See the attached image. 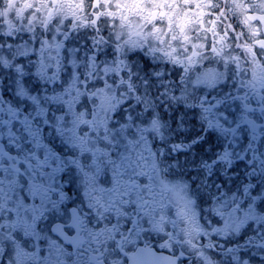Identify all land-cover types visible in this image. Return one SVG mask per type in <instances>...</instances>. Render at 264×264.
Here are the masks:
<instances>
[{
  "label": "snow or ice",
  "instance_id": "6c2138e0",
  "mask_svg": "<svg viewBox=\"0 0 264 264\" xmlns=\"http://www.w3.org/2000/svg\"><path fill=\"white\" fill-rule=\"evenodd\" d=\"M89 19L0 23V264H264V49Z\"/></svg>",
  "mask_w": 264,
  "mask_h": 264
},
{
  "label": "flooded vegetation",
  "instance_id": "af4514ba",
  "mask_svg": "<svg viewBox=\"0 0 264 264\" xmlns=\"http://www.w3.org/2000/svg\"><path fill=\"white\" fill-rule=\"evenodd\" d=\"M4 3L0 23L5 30L9 23L19 27L22 22L35 23L49 14L61 19L70 16L92 27L91 16L106 20L110 27L114 23L112 31L125 40L137 39L142 34L150 46L174 50V54L190 55L191 49L188 53L182 50L193 44L197 45L196 51H202L208 41L215 39L225 52L231 48L232 54L239 55L236 52L239 48L244 58L255 63V51L264 49V20L260 19L264 17V0H4ZM237 23L239 27H235ZM223 28L229 32L235 28L234 42Z\"/></svg>",
  "mask_w": 264,
  "mask_h": 264
}]
</instances>
